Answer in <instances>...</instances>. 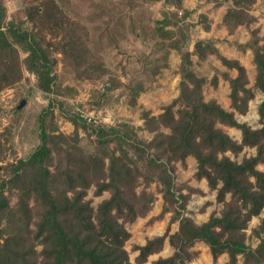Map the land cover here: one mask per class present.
Here are the masks:
<instances>
[{
	"label": "trees",
	"instance_id": "trees-1",
	"mask_svg": "<svg viewBox=\"0 0 264 264\" xmlns=\"http://www.w3.org/2000/svg\"><path fill=\"white\" fill-rule=\"evenodd\" d=\"M183 1L164 0L178 9L183 8ZM221 1L232 4L223 16L229 33L256 19L251 9L257 0ZM25 10L35 23L39 6L30 4ZM6 18L7 8L0 0V91L21 80L25 68L36 76L41 90L60 94L54 53L62 50L77 57L83 47L71 37L47 40L35 27L28 29L12 20L6 25ZM262 40L254 29L250 40L240 46L252 50L257 70L255 86L264 94ZM20 51L26 55L22 57ZM220 56L225 65L237 69L235 77L222 73L230 83L231 106L246 113L255 95L248 86L247 68L238 59ZM192 63L191 52L185 51L179 68L178 97L157 116L143 113L145 128L155 132L151 139L136 137L124 123V131L116 127L95 129L99 153L108 159L107 178L103 180L93 178L77 131L59 132L50 139V133L57 129L53 124L54 103L50 102L40 117V144L27 158L11 163L10 176L0 183V264H144L150 254L162 250L167 238L173 253L159 256L150 264H190L197 256L193 246L199 241L209 246L214 259L228 253L227 264H264V218L253 229L259 238L257 246L253 248L246 242L249 221L264 207V170L257 167L264 164V125L252 127L240 122L234 111L225 109L217 100L206 101L205 79L194 72ZM211 82L217 85L218 77L214 75ZM176 104L181 106L178 116L173 109ZM258 112L263 120L264 97ZM70 120L77 128L86 126L82 116H70ZM218 122L239 128L242 140L218 127ZM162 126L170 128L171 134L159 131ZM176 136V145L182 147L181 161L185 164L187 156H194L195 177L206 178L210 188L217 191V201L223 203L220 214L212 213L206 221L196 222L183 212L195 189L184 193L182 186L176 187V165L169 149L171 138ZM115 139L119 145L112 147L110 143ZM123 144L133 149L135 157ZM245 147H254L256 153L241 161L227 154L231 151L238 155ZM140 177L144 186L137 191ZM152 182L160 185L163 194L161 214L174 211L172 220H179V228L174 233L167 229L145 244L136 245L139 253L131 261L124 247L131 236L125 224L146 216L152 209L155 194L148 190ZM93 185L96 195L110 192L96 207L86 199ZM6 190L17 197L14 204ZM39 244L41 250L37 249Z\"/></svg>",
	"mask_w": 264,
	"mask_h": 264
},
{
	"label": "rangeland",
	"instance_id": "rangeland-1",
	"mask_svg": "<svg viewBox=\"0 0 264 264\" xmlns=\"http://www.w3.org/2000/svg\"><path fill=\"white\" fill-rule=\"evenodd\" d=\"M220 1L184 0L183 8L178 9L164 0H3L7 8L6 25L12 20L28 29L35 27L47 40L71 37L83 47V53L79 52L76 57L62 50L55 51L60 94L41 90L36 76L25 68L21 80L0 91V183L10 176L11 163L27 158L40 144V117L50 102L54 103L53 124L57 128L50 133V139H55L59 132L74 134L77 131L79 145L91 163L93 178L106 179L108 159H103L99 153L95 129L116 127L123 130L124 123L129 124L136 137L151 139L155 132L145 128L143 113L157 116L178 97L179 68L185 51L191 52L194 72L205 79L203 97L206 101L217 100L224 108L234 111L240 122L255 128L263 126L264 118L261 119L258 106L264 94L255 86L257 70L253 52L240 45L250 40L254 29L263 38L261 42L264 41V0H257L252 6L251 13L256 19L248 25H239L233 33H229L223 23V16L232 4ZM30 4L39 6L40 14L35 23L26 14L25 9ZM20 54L26 55L24 51ZM220 55L236 58L247 68L248 86L253 88L255 95L249 100L246 113H239L231 106L230 83L222 73L235 77L237 69L225 65ZM78 61L81 63L77 64ZM214 75L218 77L217 85L211 82ZM179 108V104L173 108L176 116ZM74 115L84 117L86 126L77 128L70 120ZM217 126L234 139L242 140L239 128L221 122ZM159 131L169 135L172 132L164 126ZM178 140V136L171 138L169 144L176 165V187L182 186L184 193L195 189L183 212L196 222H203L212 213L220 214L223 203L217 201V191L210 188L206 178L195 177L197 159L189 155L185 164L181 161L182 147L176 145ZM110 145L117 147L119 142L115 139ZM123 147L135 157L133 149L126 144ZM255 153L254 147H245L238 155L227 152L238 161ZM257 167L264 170L263 163ZM139 180L137 191L144 186L142 177ZM148 190L155 194L152 209L146 216L125 224L131 236L124 247L131 261L139 253L136 245L145 244L167 229L174 233L179 228V220H172L174 211L161 214L164 198L160 185L152 182ZM109 196V191L96 195L93 185L86 199L96 207ZM10 197L14 204L17 197ZM226 198L229 200L230 194ZM263 218L264 207L260 214L251 218L246 228V242L253 248L259 243L253 229ZM37 249L41 250L42 245H37ZM193 249L197 256L190 264H227L229 260L226 252L214 259L203 241L197 242ZM173 251L167 238L162 250L150 254L144 264H150L159 256H169ZM239 259L242 262L241 256Z\"/></svg>",
	"mask_w": 264,
	"mask_h": 264
},
{
	"label": "crops",
	"instance_id": "crops-1",
	"mask_svg": "<svg viewBox=\"0 0 264 264\" xmlns=\"http://www.w3.org/2000/svg\"><path fill=\"white\" fill-rule=\"evenodd\" d=\"M238 57V56H237ZM228 58H230V57H228ZM231 59H236V58H231ZM243 64V63H242ZM244 65V64H243ZM237 74V73H236ZM236 76V75H235ZM229 105H230V101H229ZM225 109H227L228 110V108H225Z\"/></svg>",
	"mask_w": 264,
	"mask_h": 264
},
{
	"label": "water",
	"instance_id": "water-1",
	"mask_svg": "<svg viewBox=\"0 0 264 264\" xmlns=\"http://www.w3.org/2000/svg\"><path fill=\"white\" fill-rule=\"evenodd\" d=\"M22 103H23V102H22ZM22 103H21V104H22Z\"/></svg>",
	"mask_w": 264,
	"mask_h": 264
}]
</instances>
